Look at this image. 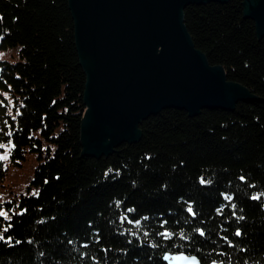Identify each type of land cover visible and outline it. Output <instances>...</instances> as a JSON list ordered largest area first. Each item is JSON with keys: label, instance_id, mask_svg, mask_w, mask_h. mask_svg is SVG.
<instances>
[{"label": "trees", "instance_id": "obj_1", "mask_svg": "<svg viewBox=\"0 0 264 264\" xmlns=\"http://www.w3.org/2000/svg\"><path fill=\"white\" fill-rule=\"evenodd\" d=\"M211 64L258 99L191 117L169 108L142 139L84 154L86 74L69 0H0V180L35 154L29 194L0 198V264H264V37L243 0L189 5ZM5 157V159H3Z\"/></svg>", "mask_w": 264, "mask_h": 264}, {"label": "water", "instance_id": "obj_2", "mask_svg": "<svg viewBox=\"0 0 264 264\" xmlns=\"http://www.w3.org/2000/svg\"><path fill=\"white\" fill-rule=\"evenodd\" d=\"M229 0H69L76 47L86 74L81 141L84 154L109 156L142 139L141 124L174 108L198 116L233 111L258 98L211 64L185 24L189 5ZM244 15L264 37V0H243ZM168 264H203L166 253ZM208 264H217L215 262Z\"/></svg>", "mask_w": 264, "mask_h": 264}, {"label": "rangeland", "instance_id": "obj_3", "mask_svg": "<svg viewBox=\"0 0 264 264\" xmlns=\"http://www.w3.org/2000/svg\"><path fill=\"white\" fill-rule=\"evenodd\" d=\"M0 59L14 60L12 53L0 50ZM5 159V157L3 158ZM35 154L29 155L28 159L23 162L22 166H9L6 178L0 180V198L10 200L14 196L29 194L28 187L35 173L37 165Z\"/></svg>", "mask_w": 264, "mask_h": 264}]
</instances>
